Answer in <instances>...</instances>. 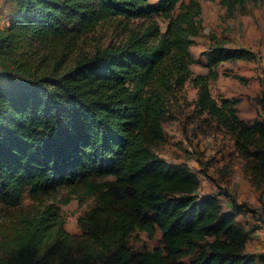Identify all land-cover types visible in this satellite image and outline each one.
Here are the masks:
<instances>
[{
	"label": "trees",
	"instance_id": "trees-1",
	"mask_svg": "<svg viewBox=\"0 0 264 264\" xmlns=\"http://www.w3.org/2000/svg\"><path fill=\"white\" fill-rule=\"evenodd\" d=\"M201 13L195 0H16L0 27V264H256L236 220L244 205L232 199L224 212L216 195L198 194L196 173L152 151L190 83L196 116L264 164L248 151L264 123H245L239 100L218 103L209 86L222 63L256 55L216 46L194 75ZM106 29L114 35L100 42ZM62 189L90 201L79 235L54 204L22 207L26 191L37 201ZM157 230L161 248L129 247L134 232Z\"/></svg>",
	"mask_w": 264,
	"mask_h": 264
},
{
	"label": "rangeland",
	"instance_id": "rangeland-1",
	"mask_svg": "<svg viewBox=\"0 0 264 264\" xmlns=\"http://www.w3.org/2000/svg\"><path fill=\"white\" fill-rule=\"evenodd\" d=\"M195 1L201 6V31L190 47L195 59L191 71L194 75H205L204 54L216 46L253 52L255 60L222 63L217 68V79L209 86L218 103L222 99L239 100L237 114L245 123H264V0H246L231 11L226 10L220 0ZM15 2L0 0V27L6 24ZM156 2L150 0V3ZM158 21L165 29L166 22ZM113 32L111 29L100 31L96 38L106 42ZM196 98L197 89L188 83L170 102L163 122L166 142L153 147L152 151L166 162L185 166L196 173L201 182L198 194L216 195L224 212L232 209V199L244 205L236 220L249 237L245 252L255 257L256 264H264V164L238 151L232 137L214 122L198 118L194 107ZM248 151L264 153V138L255 139ZM41 201L60 209L69 233H81L77 219L90 204L81 193L72 194L62 189L35 201L26 191L22 207L36 206ZM128 245L135 251L161 248V233L157 230L149 238L144 232L136 231Z\"/></svg>",
	"mask_w": 264,
	"mask_h": 264
}]
</instances>
